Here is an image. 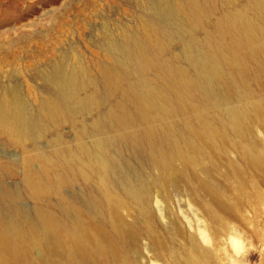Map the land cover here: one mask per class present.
I'll return each mask as SVG.
<instances>
[{
	"label": "bare ground",
	"instance_id": "6f19581e",
	"mask_svg": "<svg viewBox=\"0 0 264 264\" xmlns=\"http://www.w3.org/2000/svg\"><path fill=\"white\" fill-rule=\"evenodd\" d=\"M186 1L191 9L180 0H146L147 40L128 29L122 41L108 32L110 64L98 65L100 78L83 62L41 68L53 92L40 95L37 111L19 82L0 83V134L23 148L35 142L22 160L23 185L40 202L29 212L0 187L8 207L0 203V264H145L144 237L167 264H219L211 246L187 232L185 218L193 219L169 206L174 192L182 202L185 187L213 237L236 221L264 236V0H221L224 14L211 20L218 2ZM66 122L77 129L75 144L55 131L49 148L41 146ZM117 145L146 160L150 175ZM79 178L90 194L66 193ZM52 195L56 209L41 204ZM232 246L241 252L242 239L233 236Z\"/></svg>",
	"mask_w": 264,
	"mask_h": 264
},
{
	"label": "rangeland",
	"instance_id": "374dc122",
	"mask_svg": "<svg viewBox=\"0 0 264 264\" xmlns=\"http://www.w3.org/2000/svg\"><path fill=\"white\" fill-rule=\"evenodd\" d=\"M180 1L185 3L187 9L192 8L186 0ZM214 1L218 2V6L215 11L209 13V20L223 15L225 11L221 0ZM149 14L151 9L146 0H0V83L9 80L19 82L30 109L37 111L40 95L44 92H53L52 86L40 74L41 68L50 69L52 64L58 61L70 65L83 62L96 77L100 78L98 65L110 64L104 51L108 32L122 41V31L128 29L137 33L139 38L147 40L141 18ZM5 19H10V22H5ZM180 32L182 34L183 31ZM175 49H182L181 42L176 44ZM17 68L21 70L16 71ZM90 119L91 117H88L85 120L88 122ZM51 131L49 135L40 139L41 146L49 148L55 131L61 134L64 143L75 144L79 137L76 127L69 122L64 123L59 129L52 128ZM259 135L264 140L263 130L259 131ZM117 146L122 149L125 161L130 162L146 175H150L151 169L146 164V160L140 161L142 157L136 156L133 150L125 145ZM34 147L33 141L28 143V148H23L0 134V187H7L16 193V198L9 203L29 212H33L40 202L32 198L24 188L22 160L26 154L33 153ZM232 157L237 160L235 153ZM141 162L144 164L142 165ZM223 162H225L224 158ZM37 165L38 161L34 160L33 166ZM222 168L225 172L226 166ZM220 174L218 177L225 181ZM262 186L264 189V184ZM185 189V194H181L182 202L178 201L179 195L176 196L174 192V198L169 206L176 207L183 219L186 213L193 219L191 225L185 218L187 222L183 224L187 232L195 233L203 245H210L215 251L213 254L219 264H264V236H255L251 227L236 221L233 223L236 226L234 230L213 237L214 226L200 225L198 216L202 215L196 213L200 209H194L196 205L189 200L190 189L189 187ZM65 191L74 197L85 196L90 194V187L87 182L79 178L68 183ZM49 200V203L41 202V204L56 209L58 196L52 195ZM0 201L4 208H8L4 200L0 198ZM161 204L164 206L165 202L162 200ZM155 205L158 208V205ZM263 207L264 204L260 205L262 213H264ZM202 217L207 219L206 215ZM161 219L160 222L164 223ZM207 221L209 222L210 219ZM202 227L211 238L210 244L205 243L202 238L200 230ZM233 236H238L243 241L244 248L239 253L232 250ZM144 238L142 242L144 263L167 264V258L157 259L153 256L151 247H146L149 240ZM177 245L183 249L185 240L181 237ZM34 252L35 254L39 252L38 247ZM252 252L256 254L252 256Z\"/></svg>",
	"mask_w": 264,
	"mask_h": 264
}]
</instances>
